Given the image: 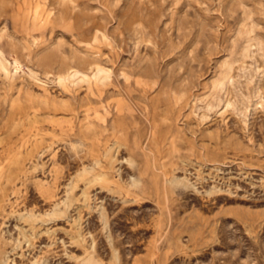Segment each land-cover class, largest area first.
<instances>
[{
    "label": "rangeland",
    "instance_id": "374dc122",
    "mask_svg": "<svg viewBox=\"0 0 264 264\" xmlns=\"http://www.w3.org/2000/svg\"><path fill=\"white\" fill-rule=\"evenodd\" d=\"M0 264H264V0H0Z\"/></svg>",
    "mask_w": 264,
    "mask_h": 264
}]
</instances>
